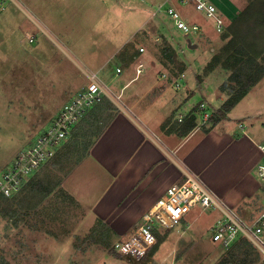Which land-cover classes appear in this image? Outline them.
<instances>
[{
  "label": "rangeland",
  "instance_id": "rangeland-1",
  "mask_svg": "<svg viewBox=\"0 0 264 264\" xmlns=\"http://www.w3.org/2000/svg\"><path fill=\"white\" fill-rule=\"evenodd\" d=\"M160 1H5V10L0 13V172L18 150L40 130L47 128L55 112L81 87L85 71L96 72L104 83L109 82V90L114 85L112 76L115 68L123 70L117 58L119 51L133 52L141 47L143 51L137 54V59L146 60L149 56L148 60L152 62L153 57L159 58L158 46L162 42L160 38L154 40V37L160 31L152 30L149 37L145 30H136ZM251 1L244 0L245 5ZM215 5L220 13L221 6ZM141 6L144 7L143 13L139 12ZM180 7L181 11L177 10L181 14L185 12L181 16L186 22L191 23L189 17H202L212 22V29L207 27L204 33L200 29L197 33L183 34L161 11L159 14H165L166 19L157 24L163 33L168 31L174 38L172 45L177 56L193 66L186 78L190 79L194 94L196 126L202 130L211 127L212 123L208 119L205 121L203 114L210 115L215 111L209 101L214 102L215 92L220 91L223 80L227 78L224 79V72L219 70L208 73L209 78L202 87L200 79L208 75L203 73L204 66L214 55L221 53L226 40L220 38L222 32L215 29L213 19L205 18L191 4ZM227 24L224 21L222 28ZM182 34L184 37L199 35L195 39L200 41L199 50L187 49ZM129 35L128 44L124 43ZM260 36L264 41V31ZM130 44L134 46L132 50ZM223 59L224 55L221 61ZM100 67L105 68L99 71ZM220 67L224 68L221 65L216 68ZM230 71L227 69L226 72ZM262 77L226 115L230 125L235 124L232 128L238 137L243 133L236 125L242 123L245 126L243 135L251 134L250 139L256 144L264 142ZM113 87L112 90L115 89ZM227 93L231 94L230 90ZM113 101L116 109L121 107L120 100L113 97ZM174 123L178 125L180 122L176 119L170 121V128ZM75 158L76 155L67 159L53 157L32 174L30 178L56 186L36 207H31L24 190L12 198L8 197L15 214L3 215L0 210V264H215L224 252L225 249L212 241L210 230L220 213L199 209H192L173 228L158 225L157 242L159 236L162 241L158 245L156 243V249L144 259L116 256L112 245L121 235L109 237L107 247L95 243L89 236L92 228L82 226L80 229L76 223L83 209L59 193L60 183L69 168L74 166ZM248 173L256 183L254 160ZM261 199L262 192L257 185L254 197L232 209L241 217L250 219L258 210V200ZM135 225L122 235L128 234Z\"/></svg>",
  "mask_w": 264,
  "mask_h": 264
},
{
  "label": "crops",
  "instance_id": "crops-1",
  "mask_svg": "<svg viewBox=\"0 0 264 264\" xmlns=\"http://www.w3.org/2000/svg\"><path fill=\"white\" fill-rule=\"evenodd\" d=\"M213 1L221 6V12L217 11V15L228 23L246 7L244 0ZM161 4L181 8V4L175 0H161ZM155 9L150 11L136 31L145 30L148 36L152 30L160 31L154 40L165 39L173 47L172 35L168 31L163 33L157 25L167 15H160V11L152 17L151 12ZM143 11L144 7L141 6L139 12ZM188 20L191 22H187L189 24H197L201 33L207 31V27L212 29V22L202 17H189ZM198 36H183L184 46L192 51L199 50L200 41L195 40ZM130 38L131 35L127 36L124 43H128ZM149 58L141 60L136 56L135 60L127 64L118 58L123 70L119 68L120 73H116L118 67L115 68L112 76L115 86L112 87L115 89L111 87L108 90L111 97L106 98L113 105V97L117 98L121 107L113 112V119L94 140L88 154L67 172L60 183V188L73 198V203L83 209L76 219L80 229L82 226L91 228L92 224L100 220L117 235L124 234L133 224H137L141 215L164 194L169 185L183 180V171L198 177L229 208L255 196L258 182H253L248 171L252 161L255 166L260 158L257 144L243 135L242 131L240 137L233 132L235 124L230 125L228 114L224 120L208 129L201 130L195 126L187 133L178 134L176 123L170 128V121L176 119L181 123L193 109L194 94L189 85L190 79L186 78L193 66L180 59L185 69L178 76L169 78L170 72L160 58L153 57V63ZM138 62H142L144 68L136 76L135 67ZM150 62L151 66L148 65ZM104 68L100 67L99 71ZM219 70L224 72V79L230 74L221 67L211 73ZM85 73L98 76L91 70ZM163 74L166 77H162ZM210 74L200 79V87L206 84ZM196 79L199 77L196 76ZM108 83H104L106 87ZM174 83H177V88ZM229 95L227 90L215 92L214 102L209 101L212 109L219 108Z\"/></svg>",
  "mask_w": 264,
  "mask_h": 264
},
{
  "label": "built area",
  "instance_id": "built-area-1",
  "mask_svg": "<svg viewBox=\"0 0 264 264\" xmlns=\"http://www.w3.org/2000/svg\"><path fill=\"white\" fill-rule=\"evenodd\" d=\"M5 1L0 0V13L5 10ZM179 3L192 7L207 19H213L215 29L220 33L223 19L217 15L213 0H178ZM166 6V7H165ZM163 11L173 21L175 28L183 34L197 33L200 27L183 20L174 5H159L151 12L154 17ZM139 52L143 48L138 49ZM144 64L138 62L135 67L136 76L143 71ZM120 73V69H116ZM162 77H166L163 74ZM175 88L178 87L174 83ZM104 97L110 98L106 85L95 73H85L81 87L76 90L55 112L46 129L40 130L30 142L17 151L11 161L0 172V193L12 197L21 192L25 183L42 165L50 161L57 150L69 137L73 127L85 113ZM203 107V104H201ZM206 121L210 115L203 114ZM181 118H179L180 120ZM244 124L238 128L244 133ZM251 138V134H246ZM260 158L255 164L256 178L261 201L258 200V210L250 219L241 217L232 208L225 206L211 191L191 173L183 171V180L169 185L164 194L145 211L137 224L126 235H121L112 245L114 252L121 256L142 259L157 243V228H173L179 224L192 209L200 211L213 210L220 217L211 226V239L222 249L229 248L239 237L246 238L260 253L264 260V143L257 144Z\"/></svg>",
  "mask_w": 264,
  "mask_h": 264
},
{
  "label": "trees",
  "instance_id": "trees-1",
  "mask_svg": "<svg viewBox=\"0 0 264 264\" xmlns=\"http://www.w3.org/2000/svg\"><path fill=\"white\" fill-rule=\"evenodd\" d=\"M264 31V0H252L246 7L237 14L236 18L228 23L220 34L222 40H226L219 55H214L204 66L203 73L206 75L216 67L222 66L231 70L220 90H230L228 98L208 117L211 126L216 125L225 118L235 105L249 92V90L264 75V41H261V33ZM158 46L159 58L163 66L170 72L172 77H176L183 72L185 64L177 56L174 48L163 39ZM128 44V43H127ZM125 44V45H127ZM124 45V49H125ZM131 50L133 45L130 44ZM122 48V49H123ZM121 49V50H122ZM119 51L118 58L128 63L136 59L139 53L136 51ZM224 55L223 61L221 56ZM261 61V62H260ZM196 109H192L185 119L178 124L176 131L178 134L187 133L196 126ZM116 111L113 103L104 97L100 103L92 107L73 127L68 141L63 145L61 151H57L54 158H70L76 155L73 165L77 164L88 154L94 140H96L111 122ZM72 168V167H71ZM69 168V170L71 169ZM55 184L38 178H30L22 188L29 196L31 207H36L54 189ZM21 190V191H22ZM67 200L74 202L73 198L67 195L63 189H59ZM18 195V194H17ZM16 196V195H15ZM12 198V197H9ZM9 198L0 193V210L3 215L13 216L15 210L9 205ZM34 200V202H32ZM90 237L92 240L104 247L109 245V237L118 235L100 220L91 227ZM158 243L162 238L158 237ZM155 245L142 259L151 255L156 249ZM113 250V249H112ZM114 251V250H113ZM112 252V251H111ZM116 253V252H115ZM118 254V253H117ZM116 256H119V254ZM215 264H264L259 251L246 239L239 237L229 248L225 249Z\"/></svg>",
  "mask_w": 264,
  "mask_h": 264
}]
</instances>
